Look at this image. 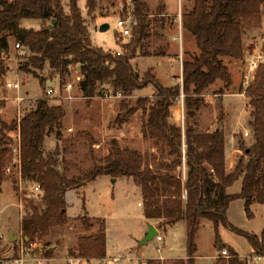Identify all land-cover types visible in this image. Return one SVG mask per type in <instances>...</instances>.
I'll use <instances>...</instances> for the list:
<instances>
[{"label": "trees", "instance_id": "1", "mask_svg": "<svg viewBox=\"0 0 264 264\" xmlns=\"http://www.w3.org/2000/svg\"><path fill=\"white\" fill-rule=\"evenodd\" d=\"M133 2L137 19L133 38L123 45L124 53L114 55L92 44L79 0H69V12L65 11L62 0H0V80L7 72L2 52H9V37L15 36L32 54L23 70L33 72L28 65L40 69L48 65L52 74H56L78 65L79 88L88 99L104 94L107 88L100 90V86L108 83L113 84L114 92L121 91L126 96L149 85L155 88L152 96H139L134 106L121 102L124 113L120 111L115 122L121 126L141 110L142 134L155 142L159 153L144 154L114 145L105 158L94 157L98 163L84 171L82 179L66 178L62 174L59 167L71 165L59 158L58 147L54 152L43 151L45 138L66 115L61 105H51L44 94L38 98L36 108L19 120L10 124L0 120V184L7 180L6 169L13 159L6 143L7 132L18 128L22 180L41 188L33 196L40 198L44 209L29 198L30 210L21 219L25 243L31 245L49 235L52 227L68 222L67 191L102 175L128 177L141 188L145 217L158 220L159 228L173 226L182 219L186 221L187 258L175 259L174 264H195L196 235L203 220L214 225L216 248H229L230 257L220 256L218 264H249L248 256H240L221 241L218 228L222 225L244 236L254 250L252 254L264 256V227L257 235L237 227L227 215L229 204L235 199L245 201L248 217L252 216V203L264 206V63L259 66L255 81L244 91L252 107L249 125L253 128V143L240 141L243 154L232 171L226 168L223 128L198 131L190 120L193 107L204 103V91L211 85L222 81L225 88L231 86L232 74L225 59L243 57L246 29L261 27L264 0H193V6L183 12L182 25L194 36L197 53L183 62L182 82L176 78L177 82L170 86L163 85L151 69L140 76L133 67L134 58L151 55L145 49L151 22L146 20L141 1ZM96 6L95 0L87 1L89 15H93ZM29 20L43 23L38 29L25 28L24 23ZM33 74L45 92L46 78ZM182 98L186 108L185 126L173 113V107ZM78 135L90 137L91 145L95 144L90 133ZM240 178V192L229 193L228 188ZM80 220L89 227L88 216ZM78 250L83 258H105V225L98 234L81 236ZM155 263L162 264L156 259L148 261Z\"/></svg>", "mask_w": 264, "mask_h": 264}, {"label": "rangeland", "instance_id": "2", "mask_svg": "<svg viewBox=\"0 0 264 264\" xmlns=\"http://www.w3.org/2000/svg\"><path fill=\"white\" fill-rule=\"evenodd\" d=\"M87 1L79 0V6L82 9L88 26H90L92 44L108 52H116L119 50L124 53L125 49L123 45L132 40L135 26L132 28L131 35L122 36L120 34L122 28L118 26L117 21L119 17L128 18L130 15L136 19L133 0H95L97 6L93 15L88 14ZM140 1L143 5L146 20H150L151 22L149 28L150 36L145 40L146 51L151 55H159V53L167 54L170 47L169 35L171 34L169 27L172 25L175 27L174 23H176L174 16H169L167 19L160 15L162 12L160 0ZM62 4L68 9L66 12H69V0H62ZM262 12L261 28L250 27L246 29L243 57L234 60L231 58L225 59V63L234 72L235 81L232 82L233 85L231 84L229 88H225L224 82L220 81L221 83L216 87L204 91L203 104L193 107L194 115L190 120V124L195 126L196 130L206 131L221 126L226 117L222 105V94L243 93L245 91L246 87L243 84L244 75L247 73L245 59L249 53L254 52L259 46H264V7ZM102 20H105L109 24V28L105 31H100L99 27H95V23H99ZM42 23L41 20H29L24 23V27L38 29ZM17 41V37H9V54L4 60L7 72L0 80V120L8 124L12 120H19L25 114L36 108L38 98L44 94L46 95V90L49 86H54L56 88V94L54 97L47 96L49 103L51 105H61L65 111L69 108V111L72 112L68 115L69 117L63 118L61 124L56 125L47 135L44 141L43 151L44 153L54 152L57 147L59 148V158L64 159L66 163L71 165L68 168L63 166L59 167V170L66 178L82 179L84 177L83 172L98 163L94 157L97 159L105 158L112 151L114 145L121 149H136L144 154L159 153V148L155 145V142L149 138H144L142 134L141 110L135 112L121 126L115 122L117 114L121 111V102H126L129 106H134L139 96L132 94L130 96L124 95L120 98H106L102 94L96 96L95 103L91 105V103H86L85 99L82 98L83 95L79 88L81 72L78 65L70 66L68 72L56 74H52V69L48 65H45L42 69L28 65L33 72L46 78L45 92H43V87L33 72L23 70L32 54L29 52L27 55L21 56L14 49V44ZM176 41L179 47V55L173 53V50L169 54L170 57H174L176 60L174 62L176 63L177 69L169 72L173 74V78L179 77L177 73H183V62L197 53L196 45L191 40L189 42L185 40L184 53L183 57H181L180 36ZM138 57L145 56L140 55ZM132 63L140 76H143L146 72L145 66H142L139 61H132ZM16 77L22 79L23 84L21 89L7 88L6 81H13ZM254 81L255 78L251 83ZM68 83L72 84L70 91L64 89ZM105 87L113 91L115 90L111 83L100 86V90ZM149 88L151 90L149 93L153 95L155 92L154 86L149 85ZM152 91L153 93H151ZM19 95L25 98L20 102V105L16 98ZM70 95L72 98L67 97ZM223 103L228 111L227 122L224 128L226 148L230 157L231 151L235 148V145L239 146L240 141H244L247 145L253 142L252 135H244L247 122L251 119L250 113L252 107L249 103V97L246 94L245 96H238V94L227 96L223 99ZM121 112L122 114L124 113V111ZM173 113L175 119L180 121L182 126H185L186 108L183 98L178 106L173 107ZM70 127H73V130ZM18 131V128H16L7 132L9 139L6 140V143L12 156L13 151L11 149L18 144ZM79 132L90 133L91 137L95 140V144L92 146L90 137L78 135ZM5 175L7 180L0 184V264H14L15 259L21 256L22 249L25 250V264H67V259L63 252H60L50 260L32 257L41 258L40 251L36 247H32L30 250L29 245L25 243L21 228V219L30 210L28 209L29 198H33L35 204L40 209L43 210L44 206L41 204L40 198L33 196L38 193L34 189L33 183L20 180L18 168L12 166V171ZM65 200L68 204V224L63 228L57 226L56 233L50 239L52 245L55 246L52 248L51 245L46 250L53 251V249H57L58 247L61 250L65 247L67 255L70 256L69 259L81 257L77 245L79 238L81 236L100 233L102 225L104 224L106 227V221L108 224L107 246L111 254L122 253L128 246L135 244L133 237L136 236L138 225L142 220V207L138 205L140 201L139 193L131 179L122 178L114 183L98 179L90 182L79 192L70 190L66 193ZM83 200L85 204H83ZM86 209L90 215L99 218L86 215L84 212ZM233 213L234 224L251 233H254L252 231L258 229L261 225L260 223H262L258 214L255 216V220L253 218L248 219L243 205L241 207H238V205L234 207ZM82 216H88L90 218L88 228L82 224L80 220ZM218 229L223 243L237 246L242 253H247L250 245L244 236L222 225ZM11 230L17 236V239L13 242L9 240ZM163 236L164 242H161L160 246L157 241H150L147 245L141 247L139 253L142 257L159 255L177 257L179 255H185V235L182 228L177 226L167 231V233L164 232ZM197 243L199 257L196 260V264H215V259L212 257L216 255L214 246L215 228L212 224H206L200 229ZM158 247L160 248L158 249ZM26 248H28L27 252ZM71 248L75 253L70 254L68 252ZM53 253L55 254L54 251ZM149 260L152 259H147L146 264H148ZM159 261L162 264H174V261L171 260ZM101 263L102 261L93 262V264ZM259 263L264 264V259L261 262L249 264ZM122 264L140 263L139 261L132 263L124 259Z\"/></svg>", "mask_w": 264, "mask_h": 264}, {"label": "crops", "instance_id": "3", "mask_svg": "<svg viewBox=\"0 0 264 264\" xmlns=\"http://www.w3.org/2000/svg\"><path fill=\"white\" fill-rule=\"evenodd\" d=\"M160 1H161V8H162V12L160 13V15L162 17H166V18L169 17V16H174V20L176 21V23H174L175 27L173 25L171 27H169V30H170L171 34L169 33L170 34L169 35L170 47L168 49V52H167V54L159 53V55H153L152 54V55H148V56H145V57H138L137 56L132 61H139L142 64V66H145L146 71L151 69L153 71V73L157 76V78L161 81V83L163 85L170 86V85H173V84H175L177 82L176 78H173V74L169 73V72L174 71L175 69H177L176 63L174 62V61H176L175 58L169 56V54L172 53L171 52L172 50L174 51L173 53H175V54L177 53L179 55V47H178V43H177L176 40L180 36V39H181V45H180V47H181V49H180L181 57H183V53H184V46H185L184 44L186 43L185 40L187 42H189V40H191L195 44L194 36L189 31H187L183 27L182 24L180 26V23L178 21L179 12L183 15V12H184V10L186 8H191L193 6V0H160ZM64 9H65V11H68V9H66L65 7H64ZM262 14H263V12H262ZM104 22H105V20H102L99 23H95L96 24L95 27L98 28L100 26V24H102ZM97 25H99V26H97ZM88 28H89V32H90V26H88ZM90 37H91V32H90ZM261 47L262 46H259L258 49L261 48ZM171 61H173V62L170 63ZM230 71H231V74H232V82H234L235 78H234L233 69L230 68ZM177 75H179L178 80L181 81L182 74L177 73ZM220 83H221L220 81H217L215 84L211 85L207 90H209L210 88L212 89V88L216 87ZM148 88H149V86L144 87V88L139 89V90H136V91H134L133 94L136 95V96H152V94L149 93V91H151V90H149L150 88L149 89ZM151 93H153V91ZM237 94H238V96L239 95H244L245 96L244 92L243 93H234V94L233 93H223L222 94V96H223L222 105H223L224 111L226 113V117L224 119V122L221 125V127L224 130V132H225V128H224L225 127V123L227 122L228 111H227L226 106L223 103V99L225 97H227V96H232V95H237ZM17 97L24 98V96H21V95H19ZM82 98L85 99L86 103H91V105H93L95 103V97L88 99V98L83 96ZM66 112L67 113H66L64 118L69 117L68 115L72 111H69V108H68V110H66ZM250 120L251 119H249V121ZM249 121L247 122V126L245 127L244 132L248 131L249 132L248 136H251V135L253 136V128L249 125ZM70 128H71V130H73V127H70ZM214 130L215 129L206 130V131H210L211 132V131H214ZM242 154H243V152L239 149V146L235 145V148L231 151L230 157H229L228 150L226 148V168H227L228 172H230V171H232L234 169L235 165L238 162L239 157ZM122 178L131 179L133 181V183L136 185V189H137V191L139 193V197H140V201L138 202V205L142 207V209H141L142 220H141V222L138 225V231L136 232L137 233L136 236L133 237L134 241H135V244H131L130 246H128L125 250L122 251V253H115V254H111L109 252V248L107 246V258L116 255V256H119V257L122 258V262H123L124 259H127L128 261H130L132 263L134 261H139L140 264H146V260L147 259H156V260H163V261H166V260L167 261H169V260L173 261L175 259H181V258L186 259L187 258V252H186V221L185 220H183V219L179 220L173 226H170V227H167V228H164V227L163 228H159L158 227V222H159L158 220L148 219L147 217H145L143 200H142V195H141V188H140L139 185H137L134 182V180L132 178L116 177L115 180H112V177L106 176V175H102V176L97 177L93 181H96L98 179H103V180H107L109 182L114 183V182H117L118 180H120ZM90 182H92V181L84 182L81 186H79L77 188H74V189H71V190L79 192L81 189H83V187L88 185ZM241 186H242V178L238 179L232 186H230L228 188V192L229 193H238L241 190ZM69 191H67V193ZM237 205H238V207H241L243 205L244 210H245V201L243 199H235V200L230 202L228 210H227V215H228L229 220L233 224H234V221H233V216H234L233 209H234V207H237ZM251 210H252V216L248 217L247 214H246V216L248 217V219L253 218L255 220V216L258 214V217L260 218V221L262 223H260L261 225H260V227L258 229L254 230L252 232H254L257 235H260V233L262 232L263 227H264V206L261 203L254 202L251 205ZM84 212H85L86 215H88L90 217L99 218L97 216L90 215L89 212L87 211V209ZM66 213L68 215V208H67V212ZM245 213H246V211H245ZM75 216H78V215H75ZM70 217H74V216H70ZM105 221H106V219H105ZM66 224H68V223H66ZM66 224L62 225V226H58V227L63 228L64 226H66ZM206 224H212L213 225V223L211 221H209V220H203L202 221L201 226H200V228H199V230L197 232V235H196V243H197V238H198V234H199L200 229L203 226H205ZM151 225H153L158 230V233L162 235V239L161 240H158L156 238V236L152 240H150V241H157L159 246H160L161 242H164V236H163L164 232L167 233V231L172 230V229H174L177 226L182 228L183 229V233L185 235V252H186L185 255H179L177 257H167V256H164V255L151 256V257H142V255L139 253L140 252V248L145 246V245H147L150 241L145 242V243H141V241L146 236V234L148 232V229H149V227ZM58 227L57 226L52 227L51 230H50L49 235H47L46 237H44L43 239H41V240H39L37 242L31 243V245H29V249L30 250L32 249V247H36L40 251L41 258L32 256L33 258L50 260L51 258H53L56 255H58L60 252H63L64 255L66 256L67 263H68V261L70 260L69 259L70 256L67 255V251H66L65 247H63V249H61V250H60V247H58L57 249H53L55 254L53 253L52 250H48V249L46 250V248H48V247H50L52 245V242H50L51 241L50 239L54 235V233H56V230H57L56 228H58ZM107 229H108V224H107V221H106V227H105L106 237H107ZM215 239H216V233H215ZM224 244H227V243H224ZM227 245L232 247L242 257H244V256H252L253 255L252 253H253L254 250H253L252 246L250 245V243H249V245H250L249 246V250L247 251V253H242L237 246L229 245V244H227ZM54 246L55 245H52V248ZM214 246H215V243H214ZM159 248L160 247H158V249ZM215 249H216V255H213L212 257L215 259V264H218V260L220 258L219 254H220V251L223 248L221 250H219L215 246ZM73 250H75V248H73ZM68 252L70 254L75 253L74 251H72V248ZM198 252L199 251H198V243H197V251H196V255H195V264H196L197 258L199 257ZM47 254H49V255H47ZM25 263H26V261H25Z\"/></svg>", "mask_w": 264, "mask_h": 264}, {"label": "built area", "instance_id": "4", "mask_svg": "<svg viewBox=\"0 0 264 264\" xmlns=\"http://www.w3.org/2000/svg\"><path fill=\"white\" fill-rule=\"evenodd\" d=\"M178 21L180 23V26L182 24V14L179 12L178 14ZM117 24L118 26H120L122 29H121V32L120 34L122 36H128V35H131L132 33V28H134V26L137 25V20L132 18V16L130 15L128 18H120L118 19L117 21ZM14 49L18 51V53L23 56V55H27L29 53V50L26 46H24L22 43L20 42H16L14 44ZM114 55H120L121 54V51H116V52H112ZM8 54L9 52H5L3 51L2 52V57L5 59L8 57ZM245 64H246V71L247 73L244 75V79H243V84L244 86L247 88L250 83L253 81V79L255 78L256 76V73H257V70L259 68V66L264 63V51H263V47L259 48V49H256L254 52H251L247 55L246 59H245ZM181 82H182V78H181ZM22 79L16 77L15 80L13 81H6V87L7 88H15L17 90H20L21 87H22ZM72 88V84L71 83H68L65 85L64 89L65 90H68L70 91ZM58 90V89H57ZM56 94V88L54 86H49L46 90V95L47 96H53ZM104 97L106 98H120V97H123L124 94L121 92V91H116L114 92L113 90L107 88L105 91H104ZM68 98H72V96H67ZM24 98L22 97H17V101L20 105V102L23 100ZM244 135L245 136H248L249 135V132L248 131H245L244 132ZM17 139H18V144L13 147L12 151H13V159H12V165L8 166V168L6 169V172L7 173H10L12 171V166L13 167H16L19 169V178L21 181L22 180V175H21V154H20V146H19V143H20V136H19V133H18V136H17ZM34 189L38 192L41 191V188L38 184H35L34 185ZM156 238L158 240H161L162 239V235L161 234H157L156 235ZM28 251V248H26V252ZM24 253H25V250L22 249V254L20 257H18L17 259H15V263L14 264H25V258H24ZM219 256H222V257H230V252L227 248H223L221 251H220V254ZM264 259V256L262 255H259V254H253L252 256H248V261L249 263H253V262H261L262 260ZM95 261H102L101 264H121L122 263V258L119 257V256H111L109 258H104V259H96V258H90V259H87V258H83V257H73L71 258L67 264H93V262ZM259 264H262V263H259Z\"/></svg>", "mask_w": 264, "mask_h": 264}, {"label": "water", "instance_id": "5", "mask_svg": "<svg viewBox=\"0 0 264 264\" xmlns=\"http://www.w3.org/2000/svg\"><path fill=\"white\" fill-rule=\"evenodd\" d=\"M54 23H55V19H53L52 23L49 26L52 28ZM108 28H109V24L107 22H104V23L100 24V26H99L100 31H105ZM115 179L116 178H112V180H115ZM9 234H10L9 240L11 242H13L14 240L17 239V236L14 234V232L12 230L10 231ZM157 234H158V230L153 225H151L148 229L146 236L142 239L141 243H145V242L152 240Z\"/></svg>", "mask_w": 264, "mask_h": 264}]
</instances>
